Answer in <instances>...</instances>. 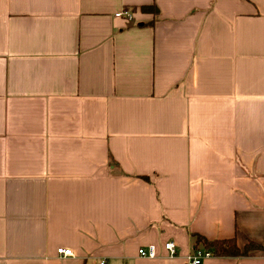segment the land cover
Listing matches in <instances>:
<instances>
[{
  "label": "crops",
  "instance_id": "crops-1",
  "mask_svg": "<svg viewBox=\"0 0 264 264\" xmlns=\"http://www.w3.org/2000/svg\"><path fill=\"white\" fill-rule=\"evenodd\" d=\"M193 235L264 242V0H0V264Z\"/></svg>",
  "mask_w": 264,
  "mask_h": 264
},
{
  "label": "built area",
  "instance_id": "built-area-1",
  "mask_svg": "<svg viewBox=\"0 0 264 264\" xmlns=\"http://www.w3.org/2000/svg\"><path fill=\"white\" fill-rule=\"evenodd\" d=\"M116 17H121L125 16L128 19H131V14H129L126 11H121L118 12ZM162 251L165 252V258L167 259H175L178 257V252H177V246L175 243L168 241L162 244ZM57 254L60 255L63 258L66 257H73V252L70 249H57ZM139 257L146 258V259H156L158 258V249L156 245H148L146 247H142L138 250L137 252ZM212 254L209 251L200 249V248H195L185 257V263L186 264H202L204 261L212 258ZM100 264H104L101 262Z\"/></svg>",
  "mask_w": 264,
  "mask_h": 264
},
{
  "label": "trees",
  "instance_id": "trees-1",
  "mask_svg": "<svg viewBox=\"0 0 264 264\" xmlns=\"http://www.w3.org/2000/svg\"><path fill=\"white\" fill-rule=\"evenodd\" d=\"M152 7L143 8V10H152ZM195 245L202 246V249L211 252L213 257L219 258H238V257H248L254 252H264V242L262 244H257L248 241L246 245L240 249L235 239L227 240H213L208 241L199 235H193Z\"/></svg>",
  "mask_w": 264,
  "mask_h": 264
}]
</instances>
